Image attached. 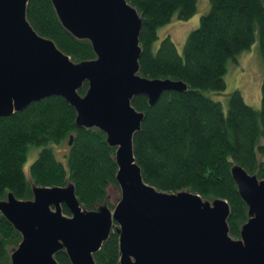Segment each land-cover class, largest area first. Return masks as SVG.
I'll return each mask as SVG.
<instances>
[{"label":"water","instance_id":"obj_1","mask_svg":"<svg viewBox=\"0 0 264 264\" xmlns=\"http://www.w3.org/2000/svg\"><path fill=\"white\" fill-rule=\"evenodd\" d=\"M27 1L0 0V116L46 96H62L74 108L78 126L99 128L115 147L120 193L114 204L107 194L95 208H86L70 181L32 184L30 198L8 192L0 199V213L21 235L9 264H61L54 256L59 250L71 264H97L93 253L112 228L118 233L119 264H264V178L256 172L237 163L230 169L247 206L238 236L229 233L225 198L165 191L143 179L133 135L144 112L132 99L143 94L151 105L163 91L185 90L187 84L139 73L137 8L128 0H51L62 26L91 44L94 57L75 61L33 28Z\"/></svg>","mask_w":264,"mask_h":264},{"label":"trees","instance_id":"obj_2","mask_svg":"<svg viewBox=\"0 0 264 264\" xmlns=\"http://www.w3.org/2000/svg\"><path fill=\"white\" fill-rule=\"evenodd\" d=\"M142 18L139 73L171 77L187 84L185 90H165L151 105L143 94L132 104L144 112L133 135V152L143 179L165 191L189 189L203 198L227 200L229 233L239 235L247 219V206L231 176V166L242 165L264 178V74L261 105L248 104L239 89L228 92L226 109L212 97L225 89L229 59L257 40L264 67V4L262 0H209L179 52L169 35L158 44V28L173 15L188 18L197 0H128ZM26 17L41 35L75 60L94 57L87 39H79L60 23L51 0H28ZM87 83L79 89L84 93ZM75 110L59 95L33 101L20 111L0 116V199L12 192L18 198L32 196V184L64 185L72 182L86 208H95L115 185V147L97 127L78 126ZM72 135V141L68 140ZM66 142L64 158L52 144ZM30 146L39 147L25 170ZM63 212L69 214L65 204ZM21 235L0 213V264H9L10 249ZM61 264H71L64 250L54 254ZM118 233L112 228L93 253L97 264H119Z\"/></svg>","mask_w":264,"mask_h":264},{"label":"rangeland","instance_id":"obj_3","mask_svg":"<svg viewBox=\"0 0 264 264\" xmlns=\"http://www.w3.org/2000/svg\"><path fill=\"white\" fill-rule=\"evenodd\" d=\"M209 7V0H197L194 13L188 18H178L175 15L171 20L161 25L157 30L158 38L155 41L157 45L160 39L169 35L174 41L179 52L182 51L188 32L195 28L199 23V18ZM264 74V67L258 50L257 40L250 48L241 51L234 59H229L227 69L224 74L225 89L218 94H212V97L219 99L226 109L228 92L234 88L240 90L244 100L255 108L261 105V81ZM52 148L58 158H64L67 149L66 142L59 145L52 144ZM39 147L30 146L27 151L25 161V170H28V164L37 154ZM65 160V158H64ZM119 189L115 185H109L107 200L109 204H114L119 198Z\"/></svg>","mask_w":264,"mask_h":264}]
</instances>
